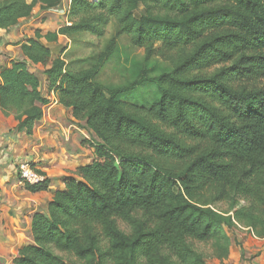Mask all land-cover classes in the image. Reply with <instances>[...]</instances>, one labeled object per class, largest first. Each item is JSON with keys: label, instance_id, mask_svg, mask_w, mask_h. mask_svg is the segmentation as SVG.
Masks as SVG:
<instances>
[{"label": "trees", "instance_id": "1", "mask_svg": "<svg viewBox=\"0 0 264 264\" xmlns=\"http://www.w3.org/2000/svg\"><path fill=\"white\" fill-rule=\"evenodd\" d=\"M62 2L0 0V31ZM68 16L71 25L35 31L20 47L24 60L0 70V109L32 137L50 104L32 71L41 70L47 95L93 133L82 142L93 161L33 216V242L12 264H208L193 242L210 243L223 261L226 229L264 238V0H71ZM111 22L116 38L145 52L124 86L96 80L114 39L81 71L43 42L103 37ZM154 58L169 64L157 76ZM147 88L148 106L125 102ZM26 187L39 193L49 184Z\"/></svg>", "mask_w": 264, "mask_h": 264}, {"label": "crops", "instance_id": "2", "mask_svg": "<svg viewBox=\"0 0 264 264\" xmlns=\"http://www.w3.org/2000/svg\"><path fill=\"white\" fill-rule=\"evenodd\" d=\"M68 4L69 0H63L62 5L54 10L40 11L37 8L28 20H22L8 31L1 30L0 70L24 60L20 47L34 38L35 31L58 32L71 25L66 10ZM38 13L44 18L60 16L65 19V24L55 27L56 24L49 20L37 22L34 16ZM63 40L71 42L67 36H59L58 44ZM43 42L50 49L52 44H57ZM43 77L47 83V78ZM45 96L49 97L50 104L44 108V117L34 128L32 137L17 132L18 122L14 114L6 116L0 109V264H12L19 250L32 244L33 216L46 213L54 193L64 189V179L93 161V151L82 145L80 135L83 132L75 128L77 132L71 135L63 127L67 120L64 115L68 113L71 122L84 123L59 105L55 94ZM23 160L33 163L45 177L49 184L47 191L32 193L20 182L18 164ZM226 233L231 239L229 257L223 261L213 257L208 264H264V238L259 239L249 228L240 225L226 229Z\"/></svg>", "mask_w": 264, "mask_h": 264}, {"label": "rangeland", "instance_id": "3", "mask_svg": "<svg viewBox=\"0 0 264 264\" xmlns=\"http://www.w3.org/2000/svg\"><path fill=\"white\" fill-rule=\"evenodd\" d=\"M140 14V13H139ZM37 19V22L40 20H49L53 24H56L55 27H58L60 24H65V19L62 17L52 16V17H40V14H36L34 16ZM117 26L115 22H111L106 27V32L103 37H97L92 34L86 33L81 34L75 40H71L68 42L67 40H63L61 43L52 44V54L54 57H62L68 67L74 71H81L85 69L92 68L98 61V56L103 53L109 42L111 40H115L116 53L110 61L105 65L101 74L96 79L98 83H100L105 88L108 87H117L124 86L129 84L132 81L131 77V62L132 61H140L144 60L145 52L143 49L134 47L131 43V39L128 36H120L116 38ZM151 62L157 63L158 69L155 72H152V76H157L162 74L164 68H169V64L162 61V59L154 58ZM40 78L41 82V90L44 92V95H47V83L44 81L43 73L41 70L37 68L32 69ZM152 88H147L142 91L137 92L136 97H128L125 100L128 104H137L139 106L146 105L148 106L150 102H152ZM64 117L67 118L63 127L66 130H69V134H74V131L77 132L76 129L81 130L82 142L87 140H94L93 133L88 131L85 128L84 124L75 123L74 121H70L68 117V113H65ZM76 128V129H75ZM240 205H246L244 200L241 201ZM219 211L226 212L229 209V205L227 203H219L215 206ZM122 230L126 233H129V228L123 223H119ZM194 246L202 252L208 263L212 262V258L214 257V252L210 243H199L193 242Z\"/></svg>", "mask_w": 264, "mask_h": 264}, {"label": "built area", "instance_id": "4", "mask_svg": "<svg viewBox=\"0 0 264 264\" xmlns=\"http://www.w3.org/2000/svg\"><path fill=\"white\" fill-rule=\"evenodd\" d=\"M90 1L96 2L98 0ZM68 5L69 7L66 10L69 14L71 0H69ZM17 177H19V180L23 185H38L45 181V177L36 169L35 165L27 160H23L18 164Z\"/></svg>", "mask_w": 264, "mask_h": 264}]
</instances>
